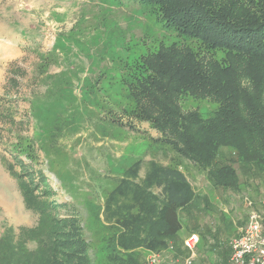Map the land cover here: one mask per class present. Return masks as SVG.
Returning <instances> with one entry per match:
<instances>
[{
  "label": "rangeland",
  "instance_id": "rangeland-1",
  "mask_svg": "<svg viewBox=\"0 0 264 264\" xmlns=\"http://www.w3.org/2000/svg\"><path fill=\"white\" fill-rule=\"evenodd\" d=\"M151 8L136 0H0V236L13 246L35 248L25 231L36 229L37 218L25 210L1 159L15 174L33 179L38 194L50 190L56 207L48 225L60 218L77 221L92 264L101 263L113 244L115 228L105 219L104 202L137 162L135 183L154 161L177 168L195 192L179 211L174 249L164 250L158 264H182L188 256L182 242L191 234L200 239L194 264H220L251 212L264 223V174L255 166L245 169L233 157L236 177L227 175L220 179L227 185L216 186L207 168L191 160L209 151V130L200 122L216 104L189 96L178 101L186 141L174 135L167 140L140 109L133 112L128 84L142 57L172 44L200 47L163 27ZM185 142L194 149L190 157L179 153ZM228 151L221 149L217 162L226 164ZM147 253L140 251L141 264L157 254Z\"/></svg>",
  "mask_w": 264,
  "mask_h": 264
},
{
  "label": "trees",
  "instance_id": "trees-1",
  "mask_svg": "<svg viewBox=\"0 0 264 264\" xmlns=\"http://www.w3.org/2000/svg\"><path fill=\"white\" fill-rule=\"evenodd\" d=\"M136 1L151 6L163 27L200 47L194 51L172 44L142 57L134 83L128 84L133 112L140 109L141 118L167 140L173 142L177 136L186 141L178 101L185 96L211 101L217 108L206 120L194 114V120L209 130L210 141L205 143L209 151H203L202 160L200 155L191 160L207 168L209 181L216 186H226L220 179L227 175L236 177L233 157L241 167L255 166L264 174V0ZM217 52L222 54L219 59L214 58ZM179 146L185 157L194 151L186 142ZM223 148L232 151L226 164L216 160L217 155L224 157ZM1 163L15 180L25 210L36 216L37 226L25 231L29 242L35 243L33 250L27 242L13 246L7 236H0V264H92L76 220L60 218L47 224L56 207L48 199L50 190L38 194L33 179L27 181L15 174L11 164L2 159ZM140 165L125 170L104 202L105 219L115 233L99 264H141L140 251L159 253L172 246L182 228L179 211L195 198L182 172L154 161L135 183ZM220 262L227 264V253Z\"/></svg>",
  "mask_w": 264,
  "mask_h": 264
},
{
  "label": "built area",
  "instance_id": "built-area-1",
  "mask_svg": "<svg viewBox=\"0 0 264 264\" xmlns=\"http://www.w3.org/2000/svg\"><path fill=\"white\" fill-rule=\"evenodd\" d=\"M262 217L251 212L247 222L238 234L230 241V255L227 264H264V223ZM199 236L191 234L182 242V249L187 250V258L182 264H194L195 249L199 244ZM170 246L165 252H172ZM163 251L149 254L145 264H158Z\"/></svg>",
  "mask_w": 264,
  "mask_h": 264
},
{
  "label": "crops",
  "instance_id": "crops-1",
  "mask_svg": "<svg viewBox=\"0 0 264 264\" xmlns=\"http://www.w3.org/2000/svg\"><path fill=\"white\" fill-rule=\"evenodd\" d=\"M145 253H147V252H145ZM148 254V253H147Z\"/></svg>",
  "mask_w": 264,
  "mask_h": 264
}]
</instances>
